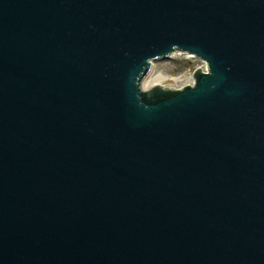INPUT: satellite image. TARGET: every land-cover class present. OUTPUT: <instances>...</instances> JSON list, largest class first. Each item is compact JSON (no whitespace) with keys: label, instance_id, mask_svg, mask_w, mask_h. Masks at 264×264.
Masks as SVG:
<instances>
[{"label":"water","instance_id":"95a60500","mask_svg":"<svg viewBox=\"0 0 264 264\" xmlns=\"http://www.w3.org/2000/svg\"><path fill=\"white\" fill-rule=\"evenodd\" d=\"M0 264H264V0H0Z\"/></svg>","mask_w":264,"mask_h":264},{"label":"rangeland","instance_id":"374dc122","mask_svg":"<svg viewBox=\"0 0 264 264\" xmlns=\"http://www.w3.org/2000/svg\"><path fill=\"white\" fill-rule=\"evenodd\" d=\"M198 65V62L196 60L187 59L184 57V55L174 54L172 58L167 59H158L153 62V72L152 77L156 74H161L164 79L168 77L169 75H176L180 72H184L187 70V68H194ZM152 79V78H151ZM151 79H148L145 82L146 86H149L151 83ZM162 80L161 83H163L167 87H176L183 84L184 80H180L177 82L172 81H166ZM156 84V83H154Z\"/></svg>","mask_w":264,"mask_h":264},{"label":"built area","instance_id":"2783aa9c","mask_svg":"<svg viewBox=\"0 0 264 264\" xmlns=\"http://www.w3.org/2000/svg\"><path fill=\"white\" fill-rule=\"evenodd\" d=\"M200 67L204 70L207 71V66L205 64V62H201ZM184 81H186L185 83H189L192 81V73L188 72V74L185 76V78L183 79Z\"/></svg>","mask_w":264,"mask_h":264},{"label":"bare ground","instance_id":"6f19581e","mask_svg":"<svg viewBox=\"0 0 264 264\" xmlns=\"http://www.w3.org/2000/svg\"><path fill=\"white\" fill-rule=\"evenodd\" d=\"M164 79V77L161 74H156L155 76L152 77L151 83L156 85H161V81ZM180 81V80H179ZM184 83V82H183Z\"/></svg>","mask_w":264,"mask_h":264}]
</instances>
